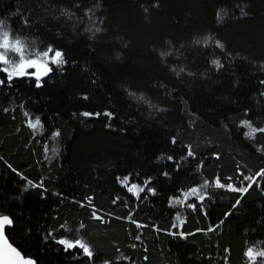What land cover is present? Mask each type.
Wrapping results in <instances>:
<instances>
[{
    "label": "trees",
    "instance_id": "trees-1",
    "mask_svg": "<svg viewBox=\"0 0 264 264\" xmlns=\"http://www.w3.org/2000/svg\"><path fill=\"white\" fill-rule=\"evenodd\" d=\"M0 21L10 43L64 60L48 62L39 86L0 71V214L22 254L36 264L261 257L264 132L250 138L242 122L264 128V0H0ZM36 117L42 128L29 126ZM205 181L203 201L173 206Z\"/></svg>",
    "mask_w": 264,
    "mask_h": 264
},
{
    "label": "snow or ice",
    "instance_id": "snow-or-ice-1",
    "mask_svg": "<svg viewBox=\"0 0 264 264\" xmlns=\"http://www.w3.org/2000/svg\"><path fill=\"white\" fill-rule=\"evenodd\" d=\"M218 19H222L223 16L221 12L217 13ZM4 22L0 21V33H2L3 39L0 41V49H3L4 51H0V65H3V67H0V71L7 74V81L11 82L14 77H22L27 75L35 76L38 82L39 86V80L41 75H46L49 71H51L50 68H47L46 65L40 63L42 57L49 58L53 63L56 64H63V54L59 51H55L52 48H48L46 51L43 52H34L30 51V45L23 39H21L19 36H13L11 37V43H10V33L8 31H3ZM99 31V29H97ZM217 47L223 48V44H221L219 41H216ZM54 55L50 56V53H53ZM163 55V54H162ZM15 57V58H14ZM213 64H216L217 66H220V62L218 60H213ZM29 69H35V72H29ZM5 83V80L0 79V85H3ZM27 116L28 114L25 113ZM85 116L92 115L91 113H83ZM99 115V114H96ZM107 116H111V113H105ZM244 126H246L249 131L245 133L248 137H253L257 132H264V128H255L252 127V125L248 121L242 122ZM29 126L33 129L42 128L41 121L39 117L35 118V121H29ZM59 132L53 133V137L58 136ZM190 156L193 155L191 151L188 153ZM168 159H172V157H168ZM164 175H167L165 173ZM257 175L264 177V170H261ZM244 180L252 181L254 182L252 177L245 176ZM129 181V177H124L123 180H121V183L127 186ZM215 186L217 187H227L228 189L232 191H239V192H246L249 187H251V183H249L246 187L242 188H234L232 184L224 185L220 182V179L217 178L215 180ZM148 181H145V187L147 186ZM208 187V182L205 181L204 184H202L199 188L192 187L188 191L183 192L182 195L184 197V200L181 199H174L173 206L176 204L183 205L185 201L189 197H196L198 200L203 201L204 195L203 190ZM138 189L137 192H134V190ZM129 192H134V194L137 195L139 192L144 191V187H139L136 184H132L130 187H128ZM149 191H154L153 189H149ZM238 203V201H237ZM188 207L195 208L196 205L194 204H188ZM93 216H96V213H93ZM100 218V217H96ZM177 221L180 222V224L183 223V220L179 216V214L176 217ZM135 222V221H133ZM13 224V221L6 215H0V264H35V261L31 259V257L26 256L25 254H22V252L17 248L14 247L13 244L10 242V238L6 235V228L11 227ZM176 225H173L175 227ZM61 227H64L62 225ZM83 227V225H81ZM140 227V225H138ZM139 239V237H137ZM59 243L66 246L68 249H73L76 247H79L83 249V251L89 256H92V252L90 251L88 245L84 243L80 239H61L59 240ZM253 253V249L249 248L246 255H251ZM257 255L264 257V251H261L257 253Z\"/></svg>",
    "mask_w": 264,
    "mask_h": 264
},
{
    "label": "rangeland",
    "instance_id": "rangeland-1",
    "mask_svg": "<svg viewBox=\"0 0 264 264\" xmlns=\"http://www.w3.org/2000/svg\"><path fill=\"white\" fill-rule=\"evenodd\" d=\"M0 51H4L3 49H0ZM51 56V55H50ZM15 58V57H14ZM51 60L47 57H42L41 60L39 61L40 63L46 65L47 68H50V66L48 65V62H50ZM29 72H35V69H29ZM50 72V71H49ZM48 72V73H49ZM47 73V74H48ZM46 74V75H47ZM46 75H41V76H46ZM27 76H32V75H27ZM35 77V76H32ZM251 264H264V257H258V256H253L252 257V263Z\"/></svg>",
    "mask_w": 264,
    "mask_h": 264
},
{
    "label": "water",
    "instance_id": "water-1",
    "mask_svg": "<svg viewBox=\"0 0 264 264\" xmlns=\"http://www.w3.org/2000/svg\"><path fill=\"white\" fill-rule=\"evenodd\" d=\"M41 77H42V76H41ZM0 215H1V214H0ZM8 217H9V216H8ZM9 218H10V217H9ZM10 219H11V218H10ZM11 220H12V219H11ZM12 227H13V224H12L11 227H7V228H6V232H7L8 229H11ZM6 235H7V234H6ZM13 246H14V245H13ZM14 247H15V246H14ZM32 260H33V259H32ZM34 261H35V260H34ZM35 264H36V261H35Z\"/></svg>",
    "mask_w": 264,
    "mask_h": 264
}]
</instances>
